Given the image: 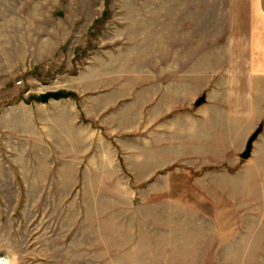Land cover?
I'll use <instances>...</instances> for the list:
<instances>
[{"label":"rangeland","instance_id":"rangeland-1","mask_svg":"<svg viewBox=\"0 0 264 264\" xmlns=\"http://www.w3.org/2000/svg\"><path fill=\"white\" fill-rule=\"evenodd\" d=\"M247 7L0 0V113L29 107L0 122V264H264L262 104L195 106L243 75Z\"/></svg>","mask_w":264,"mask_h":264},{"label":"crops","instance_id":"crops-1","mask_svg":"<svg viewBox=\"0 0 264 264\" xmlns=\"http://www.w3.org/2000/svg\"><path fill=\"white\" fill-rule=\"evenodd\" d=\"M247 2L249 7L246 8L245 12V33L243 40L247 43L246 53L248 56L245 57L247 59H245L243 75L232 77L229 72L227 74L226 72L214 73V77L208 82L207 86H205L206 104L201 108L203 111H208L209 108L224 106L229 107L230 112H236L238 109H241V111H245V113H247V111L250 113V109L254 104H262L261 115L255 119L254 127L245 136V147L253 130L264 118V0H247ZM164 72L166 73L167 71ZM219 91H223L224 93L221 94ZM260 97V102L256 101ZM62 100L66 99L54 100V102ZM45 106L46 105L42 104L40 108H45ZM60 106L62 107L63 105ZM16 107L29 108L28 104L23 102L15 104L14 106H9L6 109L4 108L0 113V122H3V118H8L12 114V109ZM170 111L171 107L166 109L164 114ZM37 120L36 118L32 119L31 124H33V127H35L36 131L40 134L42 143L45 144L46 132L43 128L44 126L41 128L37 126ZM78 122L76 116L75 124ZM258 154L264 155V133L258 135L257 139L254 141L250 160L256 159Z\"/></svg>","mask_w":264,"mask_h":264},{"label":"water","instance_id":"water-1","mask_svg":"<svg viewBox=\"0 0 264 264\" xmlns=\"http://www.w3.org/2000/svg\"><path fill=\"white\" fill-rule=\"evenodd\" d=\"M70 97L69 93H65L63 91H50L47 93H43L40 96V100L42 103H48L50 100H60V99H67ZM206 102V95H202L196 102L195 106L199 107L202 104ZM262 129L259 127L249 138V140L246 143V147L244 152L241 154V158L244 160H247L251 157L252 149H253V143L257 139L258 135L261 133Z\"/></svg>","mask_w":264,"mask_h":264},{"label":"trees","instance_id":"trees-1","mask_svg":"<svg viewBox=\"0 0 264 264\" xmlns=\"http://www.w3.org/2000/svg\"><path fill=\"white\" fill-rule=\"evenodd\" d=\"M106 14H107V12H105V13H104L103 17H105V16H106ZM103 17H102V18H100V19H97V20L95 21V24H97V23L101 22V21L103 20ZM69 94H70V96H74V93H69ZM260 127H261V129H262V125H261Z\"/></svg>","mask_w":264,"mask_h":264}]
</instances>
